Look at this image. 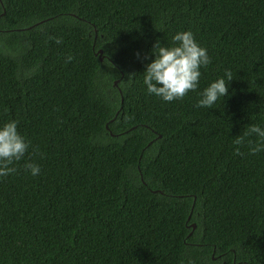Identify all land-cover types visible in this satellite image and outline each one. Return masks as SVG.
<instances>
[{"label": "trees", "instance_id": "obj_1", "mask_svg": "<svg viewBox=\"0 0 264 264\" xmlns=\"http://www.w3.org/2000/svg\"><path fill=\"white\" fill-rule=\"evenodd\" d=\"M189 29L200 89L231 76L211 109L142 83ZM7 119L41 171L0 177V264H264V152L232 144L264 125V0H0Z\"/></svg>", "mask_w": 264, "mask_h": 264}, {"label": "clouds", "instance_id": "obj_2", "mask_svg": "<svg viewBox=\"0 0 264 264\" xmlns=\"http://www.w3.org/2000/svg\"><path fill=\"white\" fill-rule=\"evenodd\" d=\"M55 42L61 43L57 37ZM153 59L146 64L142 73V83L147 94L172 102L182 99L189 92H196L194 107L211 109L218 99L228 94V81L231 76L217 77L200 89L201 69L211 63L207 49L189 30L177 31L171 36V43L161 44L157 41L152 48ZM68 55L65 62H71ZM255 136V142L248 137ZM233 153L243 155L241 147L245 146L249 154L264 152V125L250 124L242 134L234 137ZM30 147V141L18 130L16 119L0 122V177L16 172V164L24 160L23 168L31 176L40 174L39 164L24 159ZM33 150H35L33 146Z\"/></svg>", "mask_w": 264, "mask_h": 264}, {"label": "water", "instance_id": "obj_3", "mask_svg": "<svg viewBox=\"0 0 264 264\" xmlns=\"http://www.w3.org/2000/svg\"><path fill=\"white\" fill-rule=\"evenodd\" d=\"M99 52H101V50H99ZM114 83H116V81H114ZM192 226L194 227V223L192 224Z\"/></svg>", "mask_w": 264, "mask_h": 264}]
</instances>
